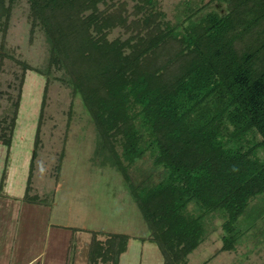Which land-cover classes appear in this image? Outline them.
<instances>
[{
	"label": "trees",
	"instance_id": "obj_1",
	"mask_svg": "<svg viewBox=\"0 0 264 264\" xmlns=\"http://www.w3.org/2000/svg\"><path fill=\"white\" fill-rule=\"evenodd\" d=\"M15 1L0 0L3 32ZM26 1L31 31L41 30L49 47L45 68L34 69L47 80L24 197L37 200L29 190L42 110L49 74L59 71L149 228L142 240L157 245L163 264H187L218 216L220 250H234L264 216V0H218L202 14L186 7L175 21L160 0H131L130 15L127 0ZM117 27L128 35L110 38ZM19 96L0 121L7 154ZM145 156L157 179L131 177ZM91 233L88 264H118L131 235Z\"/></svg>",
	"mask_w": 264,
	"mask_h": 264
},
{
	"label": "rangeland",
	"instance_id": "obj_2",
	"mask_svg": "<svg viewBox=\"0 0 264 264\" xmlns=\"http://www.w3.org/2000/svg\"><path fill=\"white\" fill-rule=\"evenodd\" d=\"M127 1L126 10L130 15L133 2ZM218 4V0H160L161 8L171 21L182 15L186 7H201L198 14H202L218 8ZM28 13V2L16 0L6 30H0V121L5 116L11 117L20 93L8 154L6 146L0 143V180L3 175L0 192L21 196V199L38 205L31 215L27 249H37L39 252L47 249V256L52 257L55 251H59L56 247L58 244H49L55 240L53 236H59L55 228L64 230L61 227H68L71 240L64 263L88 264L91 231L125 233L131 235V238L118 264H163L157 245L142 240L148 237L149 228L123 176L112 164L107 151L101 148L95 127L80 96L59 80V71L52 70L49 74V86L42 110L30 183L32 186L29 190V195L37 194V200L24 197L47 80L46 75L34 69L45 68L49 47L41 30L31 31ZM119 34L122 37L128 35L117 27L109 37ZM23 63L32 67L24 74ZM129 173L136 180L143 178L145 173L157 179L159 169L153 167L151 158L145 156L129 168ZM255 208L250 211L251 217L256 213ZM209 223V235L189 253L187 264H264V216L230 251L220 250L222 217H215ZM60 236L58 246L64 249L66 235L62 236L61 233ZM44 258L42 256L41 262ZM48 261L49 258H46L44 264H50Z\"/></svg>",
	"mask_w": 264,
	"mask_h": 264
},
{
	"label": "crops",
	"instance_id": "obj_3",
	"mask_svg": "<svg viewBox=\"0 0 264 264\" xmlns=\"http://www.w3.org/2000/svg\"><path fill=\"white\" fill-rule=\"evenodd\" d=\"M20 197L12 196L3 191L0 193V264H44L46 258H49L48 263L50 264H62L64 260L66 262L71 240L69 238L71 237V232L67 230L68 227H61L64 230L55 228V231H58L59 234V236L55 235L58 239L56 240V237L53 236L56 241L53 240L49 244H52V246L53 244L54 246L60 245L61 233L62 236L66 235L65 239L67 240L63 241V243L66 242L64 249L61 246H56L59 251H55L54 254L51 252L52 257L47 256L49 254L47 249L41 252L37 251V249L30 251L27 249V234L32 219L31 215L38 205ZM56 247H54V250H56ZM62 249L64 250L63 252ZM42 256L45 257L43 262H41ZM62 256L63 259H61Z\"/></svg>",
	"mask_w": 264,
	"mask_h": 264
}]
</instances>
